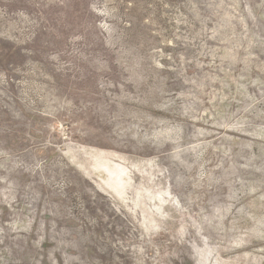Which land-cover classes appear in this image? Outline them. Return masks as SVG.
<instances>
[{"label": "rangeland", "instance_id": "rangeland-1", "mask_svg": "<svg viewBox=\"0 0 264 264\" xmlns=\"http://www.w3.org/2000/svg\"><path fill=\"white\" fill-rule=\"evenodd\" d=\"M0 264H264V0H0Z\"/></svg>", "mask_w": 264, "mask_h": 264}]
</instances>
